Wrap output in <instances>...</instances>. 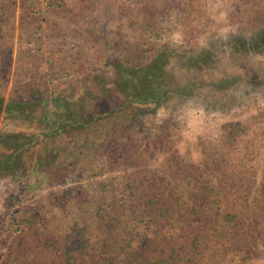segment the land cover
I'll list each match as a JSON object with an SVG mask.
<instances>
[{"label": "rangeland", "instance_id": "obj_1", "mask_svg": "<svg viewBox=\"0 0 264 264\" xmlns=\"http://www.w3.org/2000/svg\"><path fill=\"white\" fill-rule=\"evenodd\" d=\"M261 17L264 0H0V264H139L132 254L165 255L193 232L158 231L143 212L159 182L168 203L187 205L190 179L225 182L238 170L258 184L264 49L252 43L264 36ZM162 47L168 82L182 90L154 111L123 105L119 65L146 66ZM89 119L99 123L88 129ZM13 144L9 170L2 158ZM240 203L248 236L261 237L254 249L211 253L203 241L191 256L179 251L178 264H264V231Z\"/></svg>", "mask_w": 264, "mask_h": 264}, {"label": "trees", "instance_id": "obj_2", "mask_svg": "<svg viewBox=\"0 0 264 264\" xmlns=\"http://www.w3.org/2000/svg\"><path fill=\"white\" fill-rule=\"evenodd\" d=\"M260 21L262 22V29L260 31L263 34L264 17H261ZM252 46L256 52L262 51L264 49V36L262 38L258 37L252 43ZM168 52L169 50L166 47H162L155 59L143 67L132 68L119 65L120 70H116L117 79L115 86L124 98L123 105L126 104L130 107L136 105L142 107V109L154 111L165 101L169 93L182 90V87L175 90L171 83L168 82ZM201 63L202 61L198 64L201 65ZM21 105L23 106V104ZM1 109L2 104L0 99V111ZM127 110L128 107L119 111L118 114L111 113V115L109 113L110 115L103 118H109L110 116L119 117L122 112H127ZM89 120L90 126L88 124V127L84 125L78 126L80 128L75 129H54L52 131V138L46 139L57 138L62 133L69 131L89 129L94 124L99 123L97 119ZM81 121V123H84L85 119ZM67 122L69 124H79L76 119H69ZM239 128L233 126L234 131ZM17 146V144H13L14 151L11 150L9 154L2 158L3 167L9 170H13V167L17 166L19 160ZM171 159L176 161V165H173L174 162L172 161V165L168 167L172 169L173 174L180 176L182 171H184L182 170L180 159L174 156ZM260 168H262L261 181L258 184L254 181L252 185H250L252 181L245 178L243 171L240 172L238 170H231L229 175H225L226 178H229L225 182H213L212 179L203 181L201 178L198 180H187L182 192L186 196V199L188 198L190 205H187L186 200L182 202V197L180 196L173 198L175 200L174 203L171 200L168 203V199H165L163 190H161L162 184L159 182L155 194L147 196L145 199L146 205L144 206H149L150 211L143 212L156 217V221H153V223L158 222V231L160 230V226L163 225L168 231L169 229L177 228H184L185 231H188V229L192 228L193 232L187 234V238L184 236L182 241L168 247L165 255L153 256L149 260L144 259L143 262H140L142 259L138 254H132L133 258L139 264H178L180 259L184 257H180L179 251L187 249V253L191 256L194 252H198V246L203 241L208 243L207 249L211 253H214L215 248L219 247L232 248L234 250L254 249L255 242L261 240V237L260 235L257 237V234L254 237L248 236V229L243 221L242 214L237 210L235 211L233 205L240 201L239 206L247 207L251 214V221L255 223L257 228L255 233L264 231V166ZM198 176L196 174V178ZM163 181L165 180H161V182ZM167 185H170V183L168 182ZM229 197H234L232 199L234 203L224 208L223 205L229 201ZM182 206L184 209L180 210ZM121 214H118V217L125 215ZM128 217L132 218V213H129ZM67 254L68 250L65 249L62 255ZM65 258L67 262H64V264H74V261L71 263L70 259Z\"/></svg>", "mask_w": 264, "mask_h": 264}]
</instances>
